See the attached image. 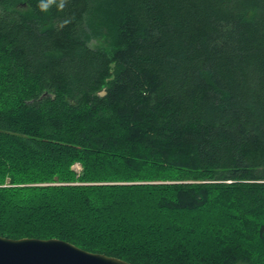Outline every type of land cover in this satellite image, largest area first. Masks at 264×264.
Here are the masks:
<instances>
[{"label": "trees", "instance_id": "16d2710c", "mask_svg": "<svg viewBox=\"0 0 264 264\" xmlns=\"http://www.w3.org/2000/svg\"><path fill=\"white\" fill-rule=\"evenodd\" d=\"M38 3L0 0V235L264 264V0Z\"/></svg>", "mask_w": 264, "mask_h": 264}, {"label": "water", "instance_id": "95a60500", "mask_svg": "<svg viewBox=\"0 0 264 264\" xmlns=\"http://www.w3.org/2000/svg\"><path fill=\"white\" fill-rule=\"evenodd\" d=\"M106 89L98 91L104 96ZM0 264H131L116 256L91 252L58 238H7L0 235Z\"/></svg>", "mask_w": 264, "mask_h": 264}, {"label": "clouds", "instance_id": "9594fccd", "mask_svg": "<svg viewBox=\"0 0 264 264\" xmlns=\"http://www.w3.org/2000/svg\"><path fill=\"white\" fill-rule=\"evenodd\" d=\"M68 3V0H39L38 8L41 12L47 13L53 6L57 8V10L62 11Z\"/></svg>", "mask_w": 264, "mask_h": 264}, {"label": "rangeland", "instance_id": "374dc122", "mask_svg": "<svg viewBox=\"0 0 264 264\" xmlns=\"http://www.w3.org/2000/svg\"><path fill=\"white\" fill-rule=\"evenodd\" d=\"M91 43L92 44H99L100 43V39L99 38H97V39H92L91 40ZM73 168L76 170V171H78V172H80V170H81V165L79 164V163H75L74 165H73Z\"/></svg>", "mask_w": 264, "mask_h": 264}]
</instances>
